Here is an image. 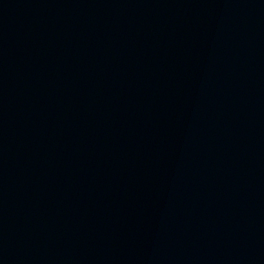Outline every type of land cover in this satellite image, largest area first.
<instances>
[{"label": "water", "instance_id": "95a60500", "mask_svg": "<svg viewBox=\"0 0 264 264\" xmlns=\"http://www.w3.org/2000/svg\"><path fill=\"white\" fill-rule=\"evenodd\" d=\"M0 264H264V0H0Z\"/></svg>", "mask_w": 264, "mask_h": 264}]
</instances>
